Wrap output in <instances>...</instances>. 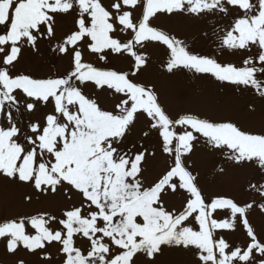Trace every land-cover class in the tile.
Wrapping results in <instances>:
<instances>
[{
	"label": "snow or ice",
	"instance_id": "obj_1",
	"mask_svg": "<svg viewBox=\"0 0 264 264\" xmlns=\"http://www.w3.org/2000/svg\"><path fill=\"white\" fill-rule=\"evenodd\" d=\"M162 17L199 25L192 42L159 26ZM60 21L71 23L57 35ZM41 44L45 69H21L24 52L38 56ZM149 47L163 51L170 76L188 71L220 92L251 96L252 112L264 102V0H0V177L72 202L59 216L0 219L9 255L56 264L54 248L59 264H158L176 250L191 264H264V229L249 218L264 214V182L249 181L246 200L206 198L187 163L202 143L229 167L264 175V128L170 115L139 80ZM113 57L128 68L109 66ZM109 94L111 109L99 102ZM158 155L165 167L149 180L143 166Z\"/></svg>",
	"mask_w": 264,
	"mask_h": 264
},
{
	"label": "rangeland",
	"instance_id": "obj_2",
	"mask_svg": "<svg viewBox=\"0 0 264 264\" xmlns=\"http://www.w3.org/2000/svg\"><path fill=\"white\" fill-rule=\"evenodd\" d=\"M103 2L107 5L108 0H103ZM70 23V21H60L57 35L69 27ZM157 23L167 30L187 37L189 42H192V37L199 28V25L191 21H171L164 17ZM40 47L41 51L38 56H32L28 51L24 52L19 65L21 69L34 72L45 69L49 53L46 45L41 44ZM147 53L150 56L149 66L139 76V80L155 87L160 102L170 115L175 116L187 112L202 117L231 119L240 126L254 131L264 128V102L257 99L254 103L256 111L252 112L249 102L253 100V97L233 95L230 91L220 92L213 83L201 80L188 71L170 76L164 72L162 67V61L166 59L163 51L149 47ZM85 59L94 62V57L86 55ZM109 66L125 70L128 68V63L123 58L113 57ZM134 79L136 78L134 77ZM86 94L96 95L92 88L88 89ZM99 102L103 107L111 109L117 102V98L110 94L104 95L100 97ZM187 163L190 165V170L197 175L199 187L206 198L217 194H226L246 200L245 189L249 181L264 182V175L255 168H231L225 164L222 155L210 151L202 143L195 146ZM165 164V158L159 155L155 159L149 158L143 166L144 175L152 180L164 169ZM221 167H224V172L219 171ZM28 195L32 196L31 202L26 200ZM180 199V196H176L172 203L179 207ZM71 203L64 198L62 193L58 195L49 193L47 196H42L29 185L12 183L6 178L0 177V219L16 214H33L38 210L49 211L59 216L61 210ZM249 218L258 232L264 229V214L257 210ZM225 236L230 242H240L237 234H225ZM261 237L264 238V232H261ZM77 243L79 246L80 241L78 240ZM5 245L6 241L0 239V264H17L19 259H24L26 264H40L37 257L28 255L24 251H20L16 256L9 255ZM50 251L56 264H59L56 249L53 248ZM192 260L193 257L189 253L167 250L164 255L159 257L158 264H191Z\"/></svg>",
	"mask_w": 264,
	"mask_h": 264
}]
</instances>
